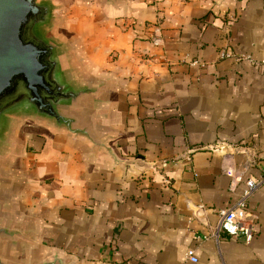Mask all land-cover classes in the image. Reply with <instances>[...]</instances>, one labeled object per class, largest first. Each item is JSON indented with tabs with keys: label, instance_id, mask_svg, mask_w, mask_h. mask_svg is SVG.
<instances>
[{
	"label": "crops",
	"instance_id": "obj_1",
	"mask_svg": "<svg viewBox=\"0 0 264 264\" xmlns=\"http://www.w3.org/2000/svg\"><path fill=\"white\" fill-rule=\"evenodd\" d=\"M56 2L57 32L97 89L79 117L91 137L19 124L0 166V218L20 233L0 257L264 264V182L247 202L250 243L197 239L237 199V174L264 175V0Z\"/></svg>",
	"mask_w": 264,
	"mask_h": 264
},
{
	"label": "water",
	"instance_id": "obj_2",
	"mask_svg": "<svg viewBox=\"0 0 264 264\" xmlns=\"http://www.w3.org/2000/svg\"><path fill=\"white\" fill-rule=\"evenodd\" d=\"M57 9L56 0H0V166L23 120L91 137L79 117L97 89L58 34ZM1 220L0 242L14 241L20 232ZM0 264L20 263L0 257Z\"/></svg>",
	"mask_w": 264,
	"mask_h": 264
},
{
	"label": "built area",
	"instance_id": "obj_3",
	"mask_svg": "<svg viewBox=\"0 0 264 264\" xmlns=\"http://www.w3.org/2000/svg\"><path fill=\"white\" fill-rule=\"evenodd\" d=\"M221 57H230L227 51L220 52ZM245 58V56H240ZM243 183L242 190L238 193L237 199L226 208L219 210V218L214 232L207 235L197 236V239H208L209 237H218L219 233L226 236L240 239L245 243H250L255 236V220L248 212L247 202L255 190L264 182V175L254 178L252 176L243 177L237 174L231 183L232 190H235L236 184ZM184 257L189 262H197L194 248H187Z\"/></svg>",
	"mask_w": 264,
	"mask_h": 264
}]
</instances>
